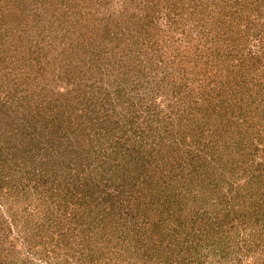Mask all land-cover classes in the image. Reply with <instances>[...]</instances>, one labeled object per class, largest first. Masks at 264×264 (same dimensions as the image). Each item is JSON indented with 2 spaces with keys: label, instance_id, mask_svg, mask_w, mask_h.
<instances>
[{
  "label": "rangeland",
  "instance_id": "1",
  "mask_svg": "<svg viewBox=\"0 0 264 264\" xmlns=\"http://www.w3.org/2000/svg\"><path fill=\"white\" fill-rule=\"evenodd\" d=\"M0 264H264V0H0Z\"/></svg>",
  "mask_w": 264,
  "mask_h": 264
}]
</instances>
